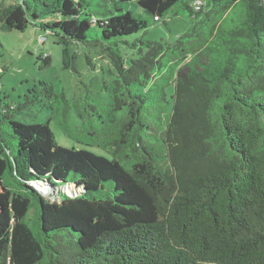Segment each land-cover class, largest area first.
<instances>
[{
  "label": "trees",
  "instance_id": "1",
  "mask_svg": "<svg viewBox=\"0 0 264 264\" xmlns=\"http://www.w3.org/2000/svg\"><path fill=\"white\" fill-rule=\"evenodd\" d=\"M136 3L154 22L190 25L171 42L127 41L149 22L119 8L0 7L2 29L56 36L64 68L75 70L71 42L105 44L116 77L114 124L87 133L104 154L66 148L49 120H14L0 103V264H264V0ZM55 122L73 136L65 113Z\"/></svg>",
  "mask_w": 264,
  "mask_h": 264
},
{
  "label": "rangeland",
  "instance_id": "2",
  "mask_svg": "<svg viewBox=\"0 0 264 264\" xmlns=\"http://www.w3.org/2000/svg\"><path fill=\"white\" fill-rule=\"evenodd\" d=\"M30 1L34 3V0ZM187 1L190 5L196 1L203 2ZM16 3L17 0H0V7L10 11ZM81 3L84 12L96 17L110 15V11L118 13L115 9L119 8V12L128 11L132 17L147 19L149 25L146 31L126 37L127 41L143 36L149 40L171 42L190 25L186 15L171 16L166 19V25L162 20L154 22L137 5L136 0H81ZM57 40L53 34L45 33L34 25L18 31L4 30L0 23V103L2 106L14 107L11 111L14 120L29 124L49 120L48 127L57 143L66 148H84L96 154H104L99 148L90 147L86 143L91 139L96 140L88 132H97L103 121H109L108 112L114 102L113 86H116V77L107 51L104 50L106 45L71 42L69 50L74 58L73 70L63 67L62 45ZM119 48L123 57L132 55V49L122 43ZM46 55L50 58L48 64L40 59ZM166 94L171 102L169 87L166 88ZM64 113L75 125H72V137L63 135L60 125L55 122L57 116L62 118ZM115 114L119 117L122 111L117 109ZM111 124H114V118ZM71 190L72 187L64 188L68 193Z\"/></svg>",
  "mask_w": 264,
  "mask_h": 264
},
{
  "label": "water",
  "instance_id": "3",
  "mask_svg": "<svg viewBox=\"0 0 264 264\" xmlns=\"http://www.w3.org/2000/svg\"><path fill=\"white\" fill-rule=\"evenodd\" d=\"M32 185L35 189H37V191H39L42 196L47 197L50 200H59L58 195L53 192L49 187H45L39 182H33Z\"/></svg>",
  "mask_w": 264,
  "mask_h": 264
},
{
  "label": "built area",
  "instance_id": "4",
  "mask_svg": "<svg viewBox=\"0 0 264 264\" xmlns=\"http://www.w3.org/2000/svg\"><path fill=\"white\" fill-rule=\"evenodd\" d=\"M202 2L196 1L193 5L195 10H198Z\"/></svg>",
  "mask_w": 264,
  "mask_h": 264
}]
</instances>
